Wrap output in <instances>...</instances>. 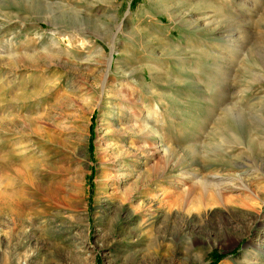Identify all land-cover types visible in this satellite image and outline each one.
<instances>
[{
	"label": "rangeland",
	"instance_id": "374dc122",
	"mask_svg": "<svg viewBox=\"0 0 264 264\" xmlns=\"http://www.w3.org/2000/svg\"><path fill=\"white\" fill-rule=\"evenodd\" d=\"M0 264H264V0H0Z\"/></svg>",
	"mask_w": 264,
	"mask_h": 264
},
{
	"label": "bare ground",
	"instance_id": "6f19581e",
	"mask_svg": "<svg viewBox=\"0 0 264 264\" xmlns=\"http://www.w3.org/2000/svg\"><path fill=\"white\" fill-rule=\"evenodd\" d=\"M30 125H32V124H30ZM30 130L32 131V132H36V133H38V131H37V129L36 128H33L32 126H30ZM26 135L27 134H21V135H19V137L24 141V138L26 137ZM150 139H152V138H150ZM22 140H20V142L22 141ZM153 140V139H152ZM161 142V141H160ZM160 145V144H159ZM153 146V145H152ZM27 147H28V145H25L24 147L23 146H21L20 148H19V151L20 152H22V153H24V154H21V155H25V154H27L28 153V150L29 149H27ZM18 150V149H17ZM19 161H20V164L21 165H26V164H28V163H26L24 160H23V158H20V159H18Z\"/></svg>",
	"mask_w": 264,
	"mask_h": 264
}]
</instances>
